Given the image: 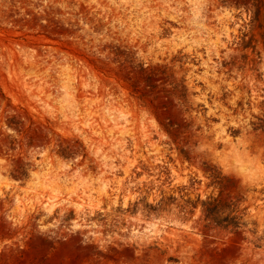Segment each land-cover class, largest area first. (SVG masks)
I'll return each instance as SVG.
<instances>
[{"label": "rangeland", "instance_id": "374dc122", "mask_svg": "<svg viewBox=\"0 0 264 264\" xmlns=\"http://www.w3.org/2000/svg\"><path fill=\"white\" fill-rule=\"evenodd\" d=\"M0 264H264V0H0Z\"/></svg>", "mask_w": 264, "mask_h": 264}]
</instances>
